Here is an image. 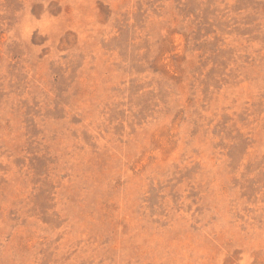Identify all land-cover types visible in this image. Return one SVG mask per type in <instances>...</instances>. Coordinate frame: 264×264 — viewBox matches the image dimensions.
Instances as JSON below:
<instances>
[{
	"label": "rangeland",
	"instance_id": "1",
	"mask_svg": "<svg viewBox=\"0 0 264 264\" xmlns=\"http://www.w3.org/2000/svg\"><path fill=\"white\" fill-rule=\"evenodd\" d=\"M0 264H264V0H0Z\"/></svg>",
	"mask_w": 264,
	"mask_h": 264
}]
</instances>
